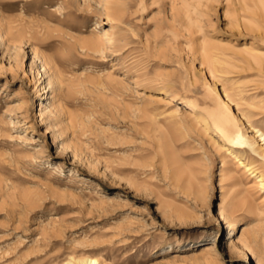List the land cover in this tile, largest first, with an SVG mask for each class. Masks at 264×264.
I'll return each instance as SVG.
<instances>
[{
  "label": "rangeland",
  "instance_id": "374dc122",
  "mask_svg": "<svg viewBox=\"0 0 264 264\" xmlns=\"http://www.w3.org/2000/svg\"><path fill=\"white\" fill-rule=\"evenodd\" d=\"M252 48L264 0H0V264H264V77L215 60Z\"/></svg>",
  "mask_w": 264,
  "mask_h": 264
},
{
  "label": "bare ground",
  "instance_id": "6f19581e",
  "mask_svg": "<svg viewBox=\"0 0 264 264\" xmlns=\"http://www.w3.org/2000/svg\"><path fill=\"white\" fill-rule=\"evenodd\" d=\"M177 14H178V12H177ZM178 15H180V14H178ZM173 16L175 18V15L174 14H173ZM181 23L182 22H179V24L181 25L180 27L183 26V23L182 24ZM188 23H189V25H187L184 28H185V30L187 32H189L190 34H192V36L194 37L196 35V34H194L195 33L194 32V29H191L189 27L191 25H195V21L188 20ZM179 24H178V26H179ZM176 25H177V19L175 18L174 21H173V23H172V26H176ZM191 27H193V26H191ZM198 28L200 29V27H198ZM97 30H98V33H96ZM201 30H202V28H201ZM109 34H110V30L107 29V28H99V29H97L96 27H93L92 30H91V35H95V38H91V36L90 37L88 36L86 39H84L81 42V44H82V46H85V47H87L89 49L101 50V48H103L104 47V44H105L103 40H104V38L108 37ZM25 45L26 44H25L24 39L23 38L22 39L20 38L18 40V42H17V52L18 53H21L22 51H24L25 50ZM210 50H211V48H210ZM251 50H254V48L250 49V51ZM203 52L205 53V51H203ZM247 52H248V55H246ZM247 52H246L245 56L243 58H241V59H237V57L235 55H229V56H231V61H229L228 63L233 68V70H230L229 72L224 67L225 56L226 55H215L216 63L219 64L218 72L220 73V75L221 74H226V73L230 74L232 72H238L239 74H241V72H243V71L257 68L259 70V75L261 77H264V55L256 54L253 51L249 52V50H247ZM222 54H223V52H222ZM232 58H236L239 61V64L235 65V63L232 62ZM223 79L225 80V77H223ZM260 85H264V80L261 82V84L259 82L256 85V87H254L253 89L260 88ZM247 86H248V84L247 85H242V83H239L238 80L235 81V82H233L231 87H233L235 90H237V92H239L240 94H238L236 98L232 99L225 92V90H223V93H224V96L226 98V101L228 103H231V104L234 103V104H237V105L243 104V102H246L248 100V98L244 97L241 93H243L244 91H247L246 90V87ZM255 102H256V100H252L250 103H251V105H253V104H255ZM261 102L264 104V99H262ZM242 118L244 120V123H246L249 131L252 132V133H254V137L256 138V141L259 143V145L261 146V148H262V150L264 152V129L261 128V127H259V126L254 125L250 120H248L247 117L243 116V114H242ZM226 126L228 127L225 130V134L228 137L227 140H222V139H219V138L215 137L214 135H210L209 134L210 143L212 144V146L215 148V150L219 154L222 153V157H223V155L226 156V157L227 156L228 157L230 156V159L231 160H234L235 161V159H236V161H241V158H239L240 155H238L240 153L238 152V154H237L235 151H233L228 146V144L225 141H228L230 143L231 142L232 143H236V144L240 145L244 149L249 146V147H252L254 149V151H257V149L255 148V145L253 143L254 141L252 142V140H249L246 137V135L244 133H242V131L241 132H237L236 130H234L233 127L229 126L228 123H226ZM205 132L207 134V130ZM263 156H264V153H263ZM246 170L249 171L250 174H252L254 177H256V179H257L256 182L257 183H260L259 185H261L264 188V173L262 172L261 174L258 175V173H255V169H254L253 166H246ZM76 261H77L78 264H102L100 262V260L97 257H94V256H88V257H85V258L78 259ZM76 261H75V263H76Z\"/></svg>",
  "mask_w": 264,
  "mask_h": 264
}]
</instances>
